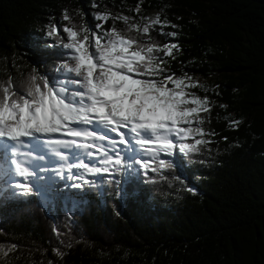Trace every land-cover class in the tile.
I'll list each match as a JSON object with an SVG mask.
<instances>
[{"label":"trees","instance_id":"obj_1","mask_svg":"<svg viewBox=\"0 0 264 264\" xmlns=\"http://www.w3.org/2000/svg\"><path fill=\"white\" fill-rule=\"evenodd\" d=\"M65 11L78 25H95L97 11L177 25L164 29L175 38L152 36L179 44L172 71L207 86L193 91L213 104L210 143L162 154L173 166L156 173L137 165L79 189L60 178L44 195L13 196L0 181V264H264V2L0 0V80L22 83L33 69L60 78L68 50L45 32L69 24Z\"/></svg>","mask_w":264,"mask_h":264},{"label":"snow or ice","instance_id":"obj_2","mask_svg":"<svg viewBox=\"0 0 264 264\" xmlns=\"http://www.w3.org/2000/svg\"><path fill=\"white\" fill-rule=\"evenodd\" d=\"M63 19L69 21L62 26L66 36L55 23L45 34L68 50L70 59L55 68L64 79L50 80L33 69L22 83L0 80V181L11 195H44L43 187L53 181L50 171L64 178L67 170L68 179L81 181L69 185L77 189L94 183L87 176L134 173L137 165L145 175L156 173L173 166L162 154L188 156L210 143L203 125L213 104L193 91L207 86L172 71L166 58L175 59L179 44L152 36L158 30L175 38L178 32L164 29L177 25L159 13L137 21L97 11L93 26L72 22L67 11ZM110 19L114 23L105 29ZM141 153L148 158H137ZM90 157L100 158L85 162ZM53 160L57 169L44 166ZM56 254L62 255L58 249Z\"/></svg>","mask_w":264,"mask_h":264},{"label":"rangeland","instance_id":"obj_3","mask_svg":"<svg viewBox=\"0 0 264 264\" xmlns=\"http://www.w3.org/2000/svg\"><path fill=\"white\" fill-rule=\"evenodd\" d=\"M60 29H61V34L64 35V33L62 32V28H60ZM71 75H72V74H67V76H69V77H71ZM61 78L64 79L65 77L60 75V79H61ZM206 135H207V132H206ZM206 135H205V136H206Z\"/></svg>","mask_w":264,"mask_h":264},{"label":"water","instance_id":"obj_4","mask_svg":"<svg viewBox=\"0 0 264 264\" xmlns=\"http://www.w3.org/2000/svg\"><path fill=\"white\" fill-rule=\"evenodd\" d=\"M257 1L264 2V0H257Z\"/></svg>","mask_w":264,"mask_h":264}]
</instances>
